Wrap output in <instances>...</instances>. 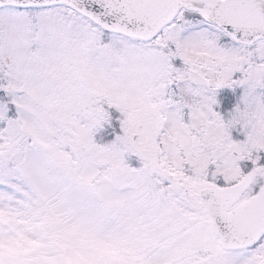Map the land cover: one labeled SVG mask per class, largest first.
<instances>
[{
	"label": "snow or ice",
	"instance_id": "obj_1",
	"mask_svg": "<svg viewBox=\"0 0 264 264\" xmlns=\"http://www.w3.org/2000/svg\"><path fill=\"white\" fill-rule=\"evenodd\" d=\"M257 128L264 0H0V264H264Z\"/></svg>",
	"mask_w": 264,
	"mask_h": 264
},
{
	"label": "clouds",
	"instance_id": "obj_2",
	"mask_svg": "<svg viewBox=\"0 0 264 264\" xmlns=\"http://www.w3.org/2000/svg\"><path fill=\"white\" fill-rule=\"evenodd\" d=\"M230 123L233 126L241 125L243 127H246L247 124L251 123V113L248 111L247 108L238 107L236 112L233 113L232 119ZM256 134L260 136H264V128H257ZM121 143H123L125 146H128L130 141L126 137H122Z\"/></svg>",
	"mask_w": 264,
	"mask_h": 264
},
{
	"label": "rangeland",
	"instance_id": "obj_3",
	"mask_svg": "<svg viewBox=\"0 0 264 264\" xmlns=\"http://www.w3.org/2000/svg\"><path fill=\"white\" fill-rule=\"evenodd\" d=\"M223 90H225V89H223ZM239 90V93H237L238 94V97L240 96V95H242V93H243V90L242 89H238ZM220 91H222V90H220ZM227 111H229L228 109H225V113L227 112Z\"/></svg>",
	"mask_w": 264,
	"mask_h": 264
},
{
	"label": "trees",
	"instance_id": "obj_4",
	"mask_svg": "<svg viewBox=\"0 0 264 264\" xmlns=\"http://www.w3.org/2000/svg\"><path fill=\"white\" fill-rule=\"evenodd\" d=\"M228 95H231V94H228ZM233 96V99H234V101H235V97H234V95H232Z\"/></svg>",
	"mask_w": 264,
	"mask_h": 264
}]
</instances>
